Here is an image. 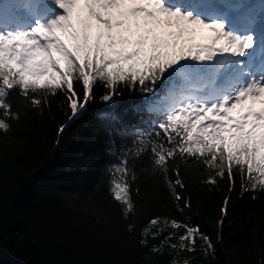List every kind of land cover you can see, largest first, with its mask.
<instances>
[{"label": "snow or ice", "instance_id": "obj_1", "mask_svg": "<svg viewBox=\"0 0 264 264\" xmlns=\"http://www.w3.org/2000/svg\"><path fill=\"white\" fill-rule=\"evenodd\" d=\"M11 2L17 5V19L4 23L0 18V130L7 132V121L19 119L8 102L13 91L39 109L59 90L75 117L94 99L99 82L107 90L102 100L110 104L99 114L101 120L119 124L128 111L158 117L110 167L109 192L125 216L134 208L130 154L138 159L151 153L178 207L183 200L188 208L190 201L181 195L185 185L179 170L174 182L167 178L169 161L177 156L213 170L208 184L226 177L229 193L237 174L241 195L264 191V48L254 54V35L246 34L250 20L239 11L245 5L233 0H55L62 11L45 18V0ZM197 30L208 33L198 38ZM118 84L145 99L117 110ZM112 143L109 151L115 155ZM229 202L226 196L221 225ZM168 223L176 231L165 239H177L180 251H194L197 237L214 251L199 226L165 219Z\"/></svg>", "mask_w": 264, "mask_h": 264}, {"label": "trees", "instance_id": "obj_2", "mask_svg": "<svg viewBox=\"0 0 264 264\" xmlns=\"http://www.w3.org/2000/svg\"><path fill=\"white\" fill-rule=\"evenodd\" d=\"M75 87L82 99V88ZM94 89V99L75 117L59 90L39 109L18 91L10 93L19 119L7 121V132L0 130V264H264V191L241 195L238 174L231 193L226 177L208 184L215 172L194 158L177 156L168 164V180L175 181L178 169L185 185L181 195L190 207L184 208L183 200L177 206L151 153L138 159L130 154L134 208L124 215L109 192L110 167L158 117L128 111L122 123L103 121L99 114L110 107L102 100L107 90L99 82ZM117 90L119 111L145 99L123 84ZM61 125L66 127L58 136ZM165 219L199 226L214 251L199 237L194 251H180L177 239H165L176 231Z\"/></svg>", "mask_w": 264, "mask_h": 264}, {"label": "rangeland", "instance_id": "obj_3", "mask_svg": "<svg viewBox=\"0 0 264 264\" xmlns=\"http://www.w3.org/2000/svg\"><path fill=\"white\" fill-rule=\"evenodd\" d=\"M0 1H2V3L0 4V18H2L3 22L4 23H10V22L15 21L17 19L15 9L13 6V5H15V3L11 2V0H0ZM45 2L52 5V7H53L52 9L54 11L53 14H55L57 11H62V10H59L58 7L55 5V0H45ZM233 2L243 4V5H245V7L250 3L248 0H233ZM79 7H81V6H78V8ZM244 8L241 9L243 14H244ZM249 10L253 14L255 9L249 8ZM258 10L262 11V9H260L259 6L256 7V11H258ZM261 13L263 15V11ZM245 18L248 19V15ZM73 23H75V13H74V17H73ZM258 25L259 24H257L256 20L251 21L249 23V26H248V32L246 33V34H253L254 35L255 42H256V49L253 50L254 54H255L256 50L264 48V42L258 41V37H257L258 32L256 33V28L258 27ZM207 33L208 32H205L202 30H197L196 35L199 38L202 35H207ZM66 42H68V41L66 40ZM257 107H259V105Z\"/></svg>", "mask_w": 264, "mask_h": 264}, {"label": "bare ground", "instance_id": "obj_4", "mask_svg": "<svg viewBox=\"0 0 264 264\" xmlns=\"http://www.w3.org/2000/svg\"><path fill=\"white\" fill-rule=\"evenodd\" d=\"M248 1H250V3L244 8V17H246L248 15V18L250 21H253V20L259 21V20L264 19V15H262V13H261L262 11L261 10L256 11V7L259 6L258 1L257 0H248ZM169 2L175 3V2H177V0H169ZM249 8L255 9L253 14L249 10ZM202 31L208 32V30H202ZM258 41L264 42V28L261 31V33L258 34Z\"/></svg>", "mask_w": 264, "mask_h": 264}]
</instances>
